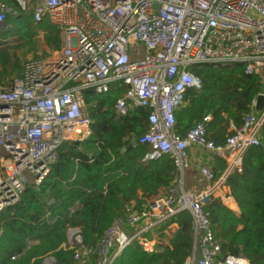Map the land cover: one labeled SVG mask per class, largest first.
Masks as SVG:
<instances>
[{"label": "built area", "instance_id": "built-area-1", "mask_svg": "<svg viewBox=\"0 0 264 264\" xmlns=\"http://www.w3.org/2000/svg\"><path fill=\"white\" fill-rule=\"evenodd\" d=\"M16 1L22 11L32 9L35 22L46 19L57 25L62 47L49 57L28 60L21 75L0 84V211L17 203L27 186L42 183L62 144L92 135L85 91L106 94L122 85L115 113L149 112L148 129L132 146L150 147L146 162L163 155L174 158L177 177L143 208L127 204L124 216L112 222L96 247L84 246L81 230L70 228L68 247L77 264H113L134 243L158 251L176 232L173 223L162 228V222L186 210L196 242L183 264H252L245 256L223 253L204 206L231 172L242 171L244 152L262 145L264 111L256 116L255 98L241 126L231 123L223 143L208 138L212 114L183 136L175 126L186 94L202 90L194 64L241 62L250 74L264 66V0ZM12 12L0 0V30ZM195 146L227 162L221 178L209 165L201 167V191L185 186L189 149ZM230 196L220 198L226 203ZM42 264L59 263L49 257Z\"/></svg>", "mask_w": 264, "mask_h": 264}, {"label": "trees", "instance_id": "trees-1", "mask_svg": "<svg viewBox=\"0 0 264 264\" xmlns=\"http://www.w3.org/2000/svg\"><path fill=\"white\" fill-rule=\"evenodd\" d=\"M5 2L17 13L7 16L0 31L14 30L12 37L19 42L33 40L42 31L49 49H61L57 25L46 19L34 22L33 13L22 14L16 0ZM4 44L1 40L0 47ZM0 54L6 55L0 58L3 84L9 79L6 74L18 73L21 66L14 61L12 66L4 50ZM192 71L201 78L202 90L186 94V106L176 112L175 129L183 136L204 115L212 114L208 138L223 143L232 132L231 123L240 127L253 100L264 93V79L247 73L241 62L199 63ZM124 91L122 85L106 94L85 91L92 135L62 144L57 162L42 183L27 186L17 203L0 211V264H42L49 256L59 264H77L68 247L70 228L81 230L84 246L96 247L112 222L124 216L127 204L134 202L141 209L173 184L177 177L174 158L163 155L146 162L150 147L132 146L147 131L149 112L135 108L118 116L114 105ZM260 133L262 145L248 148L242 171L231 172L225 180L240 213L215 197L204 206L223 253L245 256L252 264H264V123ZM226 168V160L216 158V178ZM172 223L178 229L158 251L134 243L113 264H183L196 242L193 218L189 211H182L164 220L162 228Z\"/></svg>", "mask_w": 264, "mask_h": 264}, {"label": "rangeland", "instance_id": "rangeland-1", "mask_svg": "<svg viewBox=\"0 0 264 264\" xmlns=\"http://www.w3.org/2000/svg\"><path fill=\"white\" fill-rule=\"evenodd\" d=\"M5 1V0H1ZM14 9V8H13ZM15 10V9H14ZM32 14V9L22 12V14ZM14 30L10 29L9 31H0V41L3 40L6 42V44L1 45L0 50H4L5 53L9 55V60L11 65L13 66L15 62L16 65H20V70L18 73H7L6 76L9 77V80L21 75V69L22 66L31 59L36 58H45L49 57L51 54H53L55 51L49 49L44 42V33L42 31H39L37 36L30 41H21L19 42L18 38L14 40L13 36ZM6 55L0 54L1 57H5ZM258 74H260L264 79V66L259 69Z\"/></svg>", "mask_w": 264, "mask_h": 264}, {"label": "crops", "instance_id": "crops-1", "mask_svg": "<svg viewBox=\"0 0 264 264\" xmlns=\"http://www.w3.org/2000/svg\"><path fill=\"white\" fill-rule=\"evenodd\" d=\"M13 12L17 13L16 11H14V9H13ZM184 106H186V103L183 105V107ZM189 159H190L191 166L185 174V186L189 190L201 191L205 188V183L201 179L200 169L203 165H209L214 170V168L216 166V157H214L211 154V152H209L207 149H205L203 147L195 146V147H192L189 149ZM224 173L222 174V176L224 175ZM162 194H163V192L161 193V195ZM228 194L231 195L230 188L225 185L224 187H222L218 191V193L216 194L215 197L220 198V196H224V195H228ZM220 199L222 200V198H220ZM224 204L225 205L227 204V206L230 209H232L234 212H236L238 214L240 213L238 203L233 198V196H230V199L226 200V203H224ZM173 228H174V230L177 231V229H178L177 223H173ZM167 241H165V243ZM49 257H47V258H49Z\"/></svg>", "mask_w": 264, "mask_h": 264}, {"label": "water", "instance_id": "water-1", "mask_svg": "<svg viewBox=\"0 0 264 264\" xmlns=\"http://www.w3.org/2000/svg\"><path fill=\"white\" fill-rule=\"evenodd\" d=\"M256 116L260 117L264 111V93H259L256 97V103L254 106ZM202 235L200 236V240L202 239ZM197 257H201V248H197Z\"/></svg>", "mask_w": 264, "mask_h": 264}]
</instances>
